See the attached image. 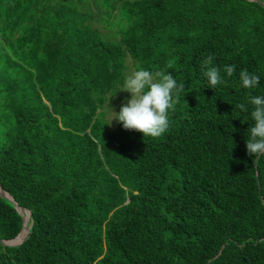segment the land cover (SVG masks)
Listing matches in <instances>:
<instances>
[{
    "label": "trees",
    "instance_id": "obj_1",
    "mask_svg": "<svg viewBox=\"0 0 264 264\" xmlns=\"http://www.w3.org/2000/svg\"><path fill=\"white\" fill-rule=\"evenodd\" d=\"M208 55L226 80L215 89ZM128 56L185 85L161 137L110 128ZM244 69L258 87L242 86ZM252 95H264V0H0V181L31 211L0 264H264ZM23 221L0 193V239Z\"/></svg>",
    "mask_w": 264,
    "mask_h": 264
},
{
    "label": "clouds",
    "instance_id": "obj_2",
    "mask_svg": "<svg viewBox=\"0 0 264 264\" xmlns=\"http://www.w3.org/2000/svg\"><path fill=\"white\" fill-rule=\"evenodd\" d=\"M215 57L208 55L202 61L203 75L207 78L211 88L226 84L221 75V68L214 66ZM168 68L173 67V61H169ZM223 72L232 77L236 72L235 65H225ZM241 84L246 89H254L260 84V75L250 73L247 69L239 73ZM185 85L177 83V80L164 71L153 73L146 69H135L128 74L120 91L131 94L120 107L119 112L113 109V120L122 124L125 130L139 131L144 137H161L170 127L169 111H174L179 103L180 94ZM249 103L253 106L251 117L252 126L248 129L246 140L247 154L259 158L264 155V95H252ZM236 107L247 111L245 104Z\"/></svg>",
    "mask_w": 264,
    "mask_h": 264
},
{
    "label": "rangeland",
    "instance_id": "obj_3",
    "mask_svg": "<svg viewBox=\"0 0 264 264\" xmlns=\"http://www.w3.org/2000/svg\"><path fill=\"white\" fill-rule=\"evenodd\" d=\"M95 25L103 32V34L111 39H118L119 35L116 33L115 26L110 25L106 21H102L99 18L96 17V20L94 21ZM127 63H128V69H127V75L131 73V71L135 70V66L133 64V60L130 56L127 57ZM121 89V88H120ZM116 91L113 95H111L109 101L106 105V117L109 121L110 128L115 129L118 121L112 120L113 118V109L116 112H119L120 107L122 106L123 102L126 98H130L131 94L124 91Z\"/></svg>",
    "mask_w": 264,
    "mask_h": 264
},
{
    "label": "water",
    "instance_id": "obj_4",
    "mask_svg": "<svg viewBox=\"0 0 264 264\" xmlns=\"http://www.w3.org/2000/svg\"><path fill=\"white\" fill-rule=\"evenodd\" d=\"M258 175H259V173H258ZM0 193H1V195H2L4 198H6L8 201H10V202H12L13 204H15L16 207L18 208V210L20 211V213H21V214L23 215V217H24L23 228H22V230L20 231V233H19L15 238H13V239H0V241H1L3 244H6V245H11V246H17V245H20V244L23 243V241H24L25 239L28 238V236H29V234H30L31 225H28V228H29V229H28V232H27V234L25 235V237H24L22 240H20V241H16V240H18V239L22 236L23 231L25 230V227L27 226V224H28V222H29V220L27 221L26 211L29 212L30 217H31V211H30V210H27L25 207L19 205V203L16 201V199H15V198H14V197H13L8 191H6V190L3 188L2 184H1V181H0Z\"/></svg>",
    "mask_w": 264,
    "mask_h": 264
},
{
    "label": "bare ground",
    "instance_id": "obj_5",
    "mask_svg": "<svg viewBox=\"0 0 264 264\" xmlns=\"http://www.w3.org/2000/svg\"><path fill=\"white\" fill-rule=\"evenodd\" d=\"M26 216H27V220H28V218H29V213H27ZM26 229H27V226L25 227V230L23 231V234L26 232ZM23 234H22V235H23Z\"/></svg>",
    "mask_w": 264,
    "mask_h": 264
}]
</instances>
